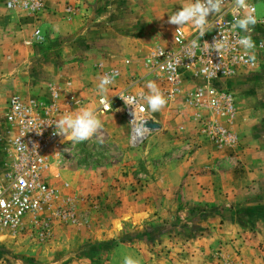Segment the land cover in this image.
Wrapping results in <instances>:
<instances>
[{"label":"rangeland","instance_id":"rangeland-1","mask_svg":"<svg viewBox=\"0 0 264 264\" xmlns=\"http://www.w3.org/2000/svg\"><path fill=\"white\" fill-rule=\"evenodd\" d=\"M42 1L43 11L34 16L0 3V175L9 160L3 114L11 97L49 101L53 86L61 110L94 111L103 143L97 136L64 139L47 181L56 190L54 207L69 218L43 214L17 231L1 232L0 264H123L125 256L139 264H264V203L239 202V181L221 176L243 171L238 152L244 145L252 148L249 153L262 152L264 166V63L228 80L236 114L231 139L218 141L195 119L184 97L187 84L176 97H166L143 64L152 47H173L178 26L168 23L169 16L194 0ZM257 13L264 17V1ZM256 38L264 41V25ZM110 69H118L120 78L102 94L98 84ZM149 81L167 104L151 112L143 98L148 118L164 122L165 132L149 133L133 149L120 132L121 108L101 114L97 98L126 88L145 97ZM201 142L209 143L205 155L197 154ZM252 154L248 173L255 172ZM167 173L175 176L171 188L164 187ZM102 180L108 186L91 192L89 184ZM50 252L59 258L47 260Z\"/></svg>","mask_w":264,"mask_h":264},{"label":"built area","instance_id":"built-area-1","mask_svg":"<svg viewBox=\"0 0 264 264\" xmlns=\"http://www.w3.org/2000/svg\"><path fill=\"white\" fill-rule=\"evenodd\" d=\"M2 1L8 11L27 16L37 15L44 9L42 0ZM260 1L264 0H246L248 7L245 8L238 6L236 0H222L220 11L207 18L203 36L189 22L174 30L173 47L156 45L149 49L143 60L147 73L159 82L166 97H176L187 84L189 89L184 87L187 90L184 97L195 110V119L201 122L204 131L215 132L218 137L212 136L218 141L219 138L231 139L229 129L236 114L235 98L227 86L228 80L258 61L264 63V41L256 38L258 28L264 25V17L257 13ZM249 13L257 22L245 31L236 22ZM245 37H250L251 48L246 49L240 44ZM215 41L225 45L219 52L211 47ZM113 73L109 88L120 78V71L110 69L102 75ZM49 96V101L11 97L4 108L9 160L0 175V233L17 231L25 220H38L43 214H48L47 219L70 216L67 211L54 207L56 190L47 181V174L51 166L58 163L64 146V138L56 134L55 124L70 111L61 110L55 87H50ZM120 96L134 98V105H127ZM143 98L141 94L130 93L127 88L117 90L112 97L100 95L97 98V110L101 114L111 112L116 106L121 108L128 127V144L133 149L141 146L149 135L147 132L138 136L135 130L139 121L149 120ZM134 110L136 121L132 122ZM49 223L44 222L43 227H48Z\"/></svg>","mask_w":264,"mask_h":264},{"label":"clouds","instance_id":"clouds-1","mask_svg":"<svg viewBox=\"0 0 264 264\" xmlns=\"http://www.w3.org/2000/svg\"><path fill=\"white\" fill-rule=\"evenodd\" d=\"M236 4L240 7H248L246 4V0H236ZM222 0H194L193 3L187 4V6H182L179 10L169 16L168 23L172 25H177L179 27L192 23L200 30V35L204 34V25L207 23V18L210 14L218 13L221 9ZM254 12L255 9H252ZM256 18L254 15L249 13L243 19H238L236 24L244 29L245 31L249 30V25L256 24ZM193 44L196 41L192 42ZM240 44L244 48H251L252 43L250 37H245L240 40ZM225 45L219 41H215L214 45L211 46L215 51L219 52ZM112 75H104L100 78V82L98 84V90L100 93H105L107 91V86L113 83ZM147 88L150 91V94L145 96L144 99L147 102L148 109L151 112L160 111L167 104V99L160 92L158 86L155 82L149 81L147 83ZM127 105L133 106L135 103L134 98L120 96ZM102 103H106V101H102ZM143 110V109H142ZM146 120V119H145ZM145 120L139 121L136 124V133L138 136H143L145 133L149 132V129L143 126V122ZM136 121V113L134 110V120ZM56 134L63 137L67 141L71 142H83L91 139L94 136H97V139L100 143H103L102 138H100L97 134L102 129V122L96 116L94 111L88 108H81L75 114L67 113L63 115L55 124ZM123 264H139L137 260L132 258L131 256H125L123 260Z\"/></svg>","mask_w":264,"mask_h":264},{"label":"crops","instance_id":"crops-1","mask_svg":"<svg viewBox=\"0 0 264 264\" xmlns=\"http://www.w3.org/2000/svg\"><path fill=\"white\" fill-rule=\"evenodd\" d=\"M2 2V1H1ZM0 2V3H1ZM0 7L1 4H0ZM4 13V12H3ZM156 124L160 125V133L161 132H165V123L161 122V121H156ZM125 124V126H124ZM120 132L123 134L124 138H126V143L128 145V128L126 123H123V127H121ZM202 143V147L199 148V150H197V154L202 155V154H207L208 153V142H201ZM262 145H264V143H261ZM244 148L243 153H239L238 152V160H240L241 165L243 166V171H239L236 173H232V174H228L227 172H224L222 175L221 173H219V175L222 176V179H229V178H234L235 180L239 181L234 187L236 189V191H239L242 193V197L240 199L239 202L241 201H248V199L252 200V201H258L259 203H264V173H262L261 170H259L260 168L264 167L262 166V152L259 150H253V152L249 153L251 151V147L250 146H242ZM253 153V154H252ZM252 154L254 161L251 159V163L255 165V172L254 173H248V166H250L249 161H248V156H250ZM224 158L227 159V154L225 153ZM210 163H213V157L211 159H209ZM223 163H225L223 161ZM259 163V164H258ZM224 169V168H222ZM176 173V171H175ZM118 174V173H117ZM115 175V177H118V175ZM179 173H177V177L180 175H178ZM175 176L173 173H167L165 174L164 177H162V179L165 181V186L167 188H171L173 186L176 185V181L174 180ZM106 180H102L97 186L96 184L94 186H92L93 184L90 183L89 185L92 187L91 192H97L101 187L102 189H104L105 187L108 186V183H105ZM107 182V181H106ZM95 190V191H94ZM255 198V199H254ZM238 200V199H237ZM243 201V202H244ZM59 254L55 253V252H50L49 253V258L47 256V260L52 261L54 260V258H59L58 257Z\"/></svg>","mask_w":264,"mask_h":264},{"label":"water","instance_id":"water-1","mask_svg":"<svg viewBox=\"0 0 264 264\" xmlns=\"http://www.w3.org/2000/svg\"><path fill=\"white\" fill-rule=\"evenodd\" d=\"M143 126L147 129H149V133H154V132L160 130V125L154 123L151 119L145 120L143 122ZM65 142H68V141L65 140Z\"/></svg>","mask_w":264,"mask_h":264},{"label":"trees","instance_id":"trees-1","mask_svg":"<svg viewBox=\"0 0 264 264\" xmlns=\"http://www.w3.org/2000/svg\"><path fill=\"white\" fill-rule=\"evenodd\" d=\"M113 245H116V243H113Z\"/></svg>","mask_w":264,"mask_h":264}]
</instances>
